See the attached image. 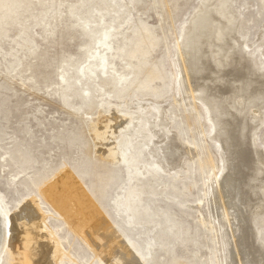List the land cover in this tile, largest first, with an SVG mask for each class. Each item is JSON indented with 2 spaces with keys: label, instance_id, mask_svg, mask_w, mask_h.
Segmentation results:
<instances>
[{
  "label": "rangeland",
  "instance_id": "374dc122",
  "mask_svg": "<svg viewBox=\"0 0 264 264\" xmlns=\"http://www.w3.org/2000/svg\"><path fill=\"white\" fill-rule=\"evenodd\" d=\"M208 13L197 40L234 58L194 44L190 79L177 45ZM0 216V264L264 256V0H0Z\"/></svg>",
  "mask_w": 264,
  "mask_h": 264
},
{
  "label": "bare ground",
  "instance_id": "6f19581e",
  "mask_svg": "<svg viewBox=\"0 0 264 264\" xmlns=\"http://www.w3.org/2000/svg\"><path fill=\"white\" fill-rule=\"evenodd\" d=\"M214 16L212 15V13H208V14H204V17H203V19H202V21H200V22H198V25H196L195 26V28L193 27V29H192V32L188 35V38H187V41L186 42H183V43H181V44H179V45H177V52H178V56H179V59H181L182 61H183V63H184V68H185V70H186V73H187V75H188V78H190L191 79V72L192 71H189L190 69H188L187 70V67L188 66H186V62H185V60L187 59V53H188V51H190V50H197L196 48H194L192 45H194V44H196V45H198L197 47H198V52H201V50L203 51V52H206L205 53V55H204V57H205V59H206V64H204L203 62H201V61H199V63L201 62L202 63V65L201 66H203L204 67V65H209L208 67H209V69L211 70L212 68H210V67H215L217 70H219V71H221V70H224L225 69V66H228V64H230V67H231V65H232V62H231V60L234 58L233 57V55H232V52H230L231 53V56L233 57H231V58H229L228 60H225L224 61V58H225V56H229L230 54H227L226 55V51H224V57H223V59L222 60H220V58H216V60L214 61V63H216V65L214 66V64H213V62L211 61V59L208 57V55H207V50L209 49V46H207V44H201V42H199L198 40H197V35L198 34H202L203 32L205 33V24H206V22H208L209 20H211L212 18H213ZM222 28H224V26H222V25H218L217 26V29H216V35L217 36H219V38H223V29ZM200 31V32H199ZM222 43H224V44H222ZM218 45L219 46H221V47H225L224 49L225 50H231V48H228V47H226L225 46V42H218ZM201 46H202V48H201ZM224 49H222V50H224ZM232 51V50H231ZM218 59V60H217ZM189 60V59H188ZM203 61V60H202ZM190 62V60L188 61V63ZM231 62V63H230ZM182 63V62H181ZM221 63V64H220ZM200 65V64H199ZM235 65V64H234ZM233 65V67L234 68H239V66L237 65V66H234ZM186 66V67H185ZM192 69H193V67L192 66H190ZM233 68V69H234ZM243 69V68H242ZM184 70V71H185ZM209 70V71H210ZM232 70V69H231ZM237 70V69H236ZM241 70V69H240ZM206 71V70H205ZM200 72L199 73V77H201L202 76V74L203 75H206L205 73L206 72ZM226 71H228V69H226V70H224L223 72L225 73ZM242 71V70H241ZM241 71H240V73H241ZM235 72H238V71H235ZM235 72H233V75H234V73ZM243 72H245V71H243ZM195 73V72H194ZM224 73H223V75H224ZM240 73H238L239 74V76L241 75ZM196 74V73H195ZM255 74H257V73H255ZM194 75V74H193ZM218 75V74H217ZM235 75H237V73L235 74ZM244 75V74H243ZM213 76V75H212ZM219 76V75H218ZM242 76V75H241ZM240 76V77H241ZM216 77V76H215ZM234 77V76H233ZM236 77V76H235ZM238 77V76H237ZM239 78V77H238ZM217 80V79H216ZM186 81H188V80H186ZM212 81V80H211ZM215 81V80H214ZM254 82V81H253ZM189 85V84H188ZM194 85V84H193ZM244 86V85H243ZM189 89V91L192 93V91H193V89H190V88H188ZM240 90H241V87H240ZM188 91V92H189ZM208 92V91H207ZM205 94H207V93H205ZM214 98V97H213ZM240 105H241V103H240ZM232 108L233 109H235V110H238V107L236 106V103H233V106H232ZM231 110V109H230ZM231 117V116H230ZM139 119V118H138ZM137 119V120H138ZM236 121H238L237 119H235ZM160 122V121H159ZM159 122H157L156 121V124L155 123H152L151 121H149L148 120V122H146L145 124L146 125H148V128H149V130H148V137L149 136H153L152 135V133H153V128H154V125H158V124H160ZM222 123H223V121H221ZM229 122H231V121H229ZM122 123H124V121L122 122ZM120 124V125H118L117 127H121L123 124ZM137 123V122H136ZM237 123V122H236ZM134 124V123H133ZM139 124V123H138ZM140 125V124H139ZM232 126H234V125H232ZM239 126V125H238ZM143 127V126H142ZM156 127V126H155ZM222 128H223V125L221 126ZM235 127H237V126H235ZM140 128V127H139ZM147 128V129H148ZM226 128V127H225ZM234 128V127H233ZM227 130V129H226ZM137 131V130H136ZM230 131V129L228 130V132ZM232 131V130H231ZM234 131V130H233ZM144 132V130L142 131L141 130V133H143ZM140 133V134H141ZM227 133V132H226ZM228 134V133H227ZM226 134V135H227ZM147 135H146V137H145V139L144 140H142L141 138H140V140L138 141V142H140L141 143V141H143V142H145V144H146V146L148 145V143L150 142V140H148L147 139ZM229 135V134H228ZM232 137V138H231ZM231 137H229V139H230V141L231 142H234V141H236V139H238V137L237 136H234V135H232ZM234 137V138H233ZM146 141H147V143H146ZM149 141V142H148ZM133 142H135V141H133ZM238 142V141H237ZM237 142L235 143V144H237ZM131 144V143H130ZM134 144V143H133ZM171 144V143H170ZM234 144V143H233ZM168 150V149H167ZM151 151V150H150ZM149 151V152H150ZM141 154V152H139V153H137L136 154V156H135V158H134V163L136 162V160L138 159V160H140L139 159V155ZM146 154V153H145ZM144 154V155H145ZM148 155V154H147ZM258 154H257V152L255 153V156H257ZM151 157V156H150ZM152 157H153V155H152ZM147 159V158H146ZM148 159H149V156H148ZM144 160H145V158H144ZM260 159L258 158V157H256V161H257V166H258V168L259 169H261L262 168V166H261V161H259ZM131 161V160H130ZM259 162V163H258ZM138 163H139V161H138ZM139 165V164H138ZM136 167H138L137 165H136ZM259 169H257V174L259 175L260 174V172H261V170H259ZM257 176V175H256ZM236 181V180H235ZM220 182V181H219ZM222 185V184H221ZM221 185H219L220 187H219V194H221V202H222V204H224V200H226V198H230V194H228V192H227V189H225V191L223 190V192H222V186ZM225 185V184H224ZM134 194V193H133ZM231 200V199H230ZM230 200H229V204H231L230 203ZM234 203V202H233ZM228 204V203H227ZM225 205H226V203H225ZM225 205H223V206H225ZM224 210H225V213H232L231 211H234V207L232 206V204L231 205H228L227 207L225 206L224 207ZM236 215V214H235ZM19 217V216H18ZM17 220H18V218H16ZM76 219V218H75ZM80 221V220H79ZM85 221V220H84ZM101 221V220H100ZM100 221H99V224H101L100 223ZM81 222H83V221H81ZM103 223V222H102ZM85 224V223H84ZM84 224L83 223H81V224H78L77 226H75L74 228H75V230L78 232V234H80V235H82L83 237H86V234H85V231H84ZM73 230V229H72ZM107 236V235H106ZM2 240H3V229H2V224H1V216H0V244L2 243ZM58 242V241H57ZM57 242H55L54 243V245L53 244H47V243H42V242H28L27 244H26V246H25V250L23 251V254L22 255H20L17 259H16V262H15V264H58V261H57V257H58V255H60V250H59V246H58V243ZM236 250H238V249H236ZM129 251V250H128ZM127 251L125 250V248H123V251H119V250H113L112 251V257H118V259L119 260H121V264H143V263H141L142 261H141V259L140 258H138L137 256H135L132 252H130L129 251V253L127 252ZM238 252V251H237ZM242 255V254H241ZM254 257V256H253ZM238 261H239V264H264V256H261V255H258L257 257H256V262H251L250 260H249V258H247V256H246V253H243V255L240 257L239 256V253H238ZM227 264H235L234 263V259H233V257L231 256L229 259H228V261H227Z\"/></svg>",
  "mask_w": 264,
  "mask_h": 264
}]
</instances>
